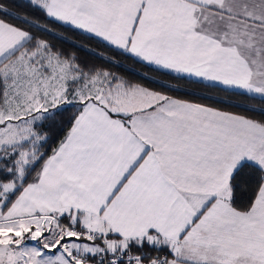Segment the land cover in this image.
I'll return each instance as SVG.
<instances>
[{"label":"snow or ice","instance_id":"6c2138e0","mask_svg":"<svg viewBox=\"0 0 264 264\" xmlns=\"http://www.w3.org/2000/svg\"><path fill=\"white\" fill-rule=\"evenodd\" d=\"M0 264H264V0H0Z\"/></svg>","mask_w":264,"mask_h":264},{"label":"trees","instance_id":"16d2710c","mask_svg":"<svg viewBox=\"0 0 264 264\" xmlns=\"http://www.w3.org/2000/svg\"><path fill=\"white\" fill-rule=\"evenodd\" d=\"M64 34L67 35L70 39H75L77 43H84L85 45H88L96 50L105 52L107 54H112L109 49L105 48L102 44H99L95 39H88L85 36L77 35L76 33L72 31H66ZM55 42L58 44H61L66 49L73 48V45L71 43L61 42V41H55ZM80 55L82 58H87V59H90L96 62H101V61L96 60L95 57L89 56L85 52H80ZM120 59L122 60L125 67L114 68V70L117 72L123 73L124 75L128 76L129 79L147 83V81H144L143 77L140 76L139 73H146L147 75H150V76H159V73L155 72L153 69L142 66L141 64L136 63L133 60L124 59L122 57ZM129 67L136 69V71L135 72L128 71L127 69ZM160 78L174 85H177L178 87L182 89L187 90V91L172 92L171 93L172 95H176V96L183 97V98L197 99V100H200V102L210 103V104H213L214 106L227 108L228 110L245 111V109L243 108H237V107H234L233 105L223 103V100L225 98L233 100V101H238L242 104L256 103V101L249 100V98L246 96L235 95V94L230 95L228 93L221 91L218 87L206 86L203 83H192L189 79H176L174 77H169V76H163ZM152 86L159 87L158 85H152ZM193 92L207 93L209 95L218 97V99L206 100L202 96H194Z\"/></svg>","mask_w":264,"mask_h":264}]
</instances>
